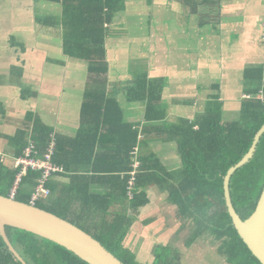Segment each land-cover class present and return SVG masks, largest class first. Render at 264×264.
Instances as JSON below:
<instances>
[{"label": "crops", "instance_id": "1", "mask_svg": "<svg viewBox=\"0 0 264 264\" xmlns=\"http://www.w3.org/2000/svg\"><path fill=\"white\" fill-rule=\"evenodd\" d=\"M227 1L223 2L221 6H218L217 3L206 6L203 0H198V4H193L191 0H124L118 9L119 11L112 17L111 22L104 26L103 48L107 71L100 77L89 74L87 61L65 55L61 5L37 4L41 13L40 24L44 28L42 34L54 46L40 45V48H43L42 55H39L42 58L37 62L40 72L34 79L28 80L30 75H28L25 68L27 62L31 60H21L20 63L16 59L15 62L17 63L15 64L5 63L4 61V65L0 66V71L9 68L10 65L18 69L12 77L9 76V73L1 72L0 83L13 85L16 88L28 83H35L34 85L37 87L33 94L26 96L24 93H19L17 99L14 100H4V95L0 92V173H5L4 170L7 168L14 172V161L23 155L30 143H33L36 147V144L31 140L32 123L27 121V114L31 113L39 118L48 130L52 131L49 135L50 140L56 142V137L64 138L67 141L66 145H70L72 166L79 168L78 172L73 173L72 176L75 174L77 176L87 174L90 178L95 176L99 179L95 183L91 182L89 192L99 193L102 196L108 193L112 195L111 201L110 199L108 201L105 197L104 200L98 203H82L78 195V189L82 186L81 183L76 179L68 180V175L64 174L63 168L58 166L62 169V172L53 174L49 180L55 185V191L52 192L49 188L51 195L39 202L56 205L58 209L60 207L65 210L63 212L74 215L99 235L102 230L107 229V226L119 224L121 227L119 234H124L122 246L128 257L131 256L134 260L136 255L134 256L129 252L131 238H141L150 231L157 235H167L168 232L176 233L177 231L180 236L189 234L183 247L185 250L197 251L198 247L196 246L203 245L202 240L189 246L186 245V241L190 237V223L176 216V208L169 199V192L173 186H176L182 170L181 161L177 154L176 141L171 134L164 133L161 136L160 132L154 131V129L163 125L173 126L182 119H195L204 112L205 102L216 94L220 95L223 103V120L232 121V119H226L227 115L232 113L228 108H232L239 103L235 119L238 118L241 102L238 99L244 96L243 91H241L242 86H240L241 92L239 91L240 93L237 95L231 93L232 87L229 81L232 78L230 72H224L223 61L228 60L231 63L238 50L239 34L244 32L245 27L256 18V14L253 12L243 14L244 12L257 5L261 9V20L264 21V0ZM132 9L134 13H130ZM239 12H242L244 16H239ZM143 18L146 21L145 29H143ZM129 19L138 22L135 31L146 32V36L142 37L144 40L139 36L137 39L133 35L126 37L128 32L122 30V27H125L124 23ZM30 20V17L27 18V21ZM51 23H54V26ZM257 39V36L247 37V41L252 42L254 47ZM144 44H146V49H167V56H169V49L173 50L175 53V58L172 61L173 70L171 71L166 64L152 63L151 61H144L145 66L142 67L143 63L139 58V49L144 48ZM19 48L25 50L23 46ZM192 48L195 51L198 50L197 52L200 53L198 57L193 55L191 57ZM211 48H213L212 53L210 52ZM224 50L227 52V56L230 55V59L226 58ZM136 52L138 53L137 56L135 55ZM206 54L209 56L208 58ZM245 56L251 58L248 52ZM253 62L250 65L264 63L263 60L259 62L256 59ZM212 65L214 66L212 71L216 73L215 76H220L222 79L211 84L203 83L201 80L202 75L208 73ZM51 66H58V69L51 70L49 69ZM244 69L236 75V79L241 83ZM83 71L86 73L83 74ZM142 75L146 76L147 82L154 88L161 90L158 109L166 114L161 121L146 122L144 120L145 103L129 100L128 90L137 85L136 83L142 79ZM226 75L229 78L225 77ZM164 79L167 80V83L174 80L180 82L171 94L168 92V86H162L158 82ZM99 81L104 82V84L98 85ZM187 81H191V83L189 84ZM216 85L219 86L218 89H214ZM54 86L55 88H53ZM48 87L51 88L49 91ZM187 87L188 90H186ZM201 90H206L205 96H201ZM101 91L105 93L106 98L117 101L123 113L124 121L134 125V128L136 127L139 131L136 152L131 160V168L132 172H137L138 167H140L139 159L145 160L147 172L152 174L150 178L152 183L145 189L148 203L137 209H133L131 204L128 203L130 200L128 195L126 199L120 196L121 186H119V183L116 180L109 179L113 176L121 178L123 173L112 175L111 173H105V170L94 173L91 169L92 164L86 163L88 160L83 154V144L87 146L86 152L89 154V147L94 143V157L96 154L109 155L113 145V139L111 140L109 137L101 138L105 134V127L100 126L98 129L96 123L90 118L85 123L87 126H84L86 134L81 132V109L85 102V95L90 92ZM14 101L17 103L16 106L19 107L15 112L12 109ZM231 102H234V104L230 105ZM231 116L230 118H234L233 115ZM20 119L23 120V123L18 124L17 122ZM6 127L11 131L3 132ZM144 128L150 130L146 136L141 134ZM18 132L23 134L25 132L26 134L18 135ZM94 134H96L95 137ZM21 135L23 139H21ZM18 136L20 137V143L24 144L26 142L27 145L24 147L22 154L15 157V148L12 147L10 141ZM99 150L100 153H98ZM102 160L106 163L100 164L97 167L98 169H108L112 166L110 164L113 161L111 158H103ZM6 186V182L0 181V189ZM68 188H70L69 196ZM21 192L29 194L32 190L21 187ZM168 216L173 217L179 226L169 229ZM153 225L158 228H152ZM85 231L89 232L87 229ZM126 232L129 233L128 237ZM144 251L145 249L142 248L139 255L144 256ZM148 251H152V249ZM166 258L176 263L179 260L182 261L181 256H172V258L165 256L164 259ZM139 263L151 264L153 262L144 261Z\"/></svg>", "mask_w": 264, "mask_h": 264}, {"label": "trees", "instance_id": "2", "mask_svg": "<svg viewBox=\"0 0 264 264\" xmlns=\"http://www.w3.org/2000/svg\"><path fill=\"white\" fill-rule=\"evenodd\" d=\"M31 1L36 5L40 3L61 5L65 55L87 61L88 72L92 76L100 77L106 73L107 65L103 48L104 26L111 22L124 0ZM203 1L206 6L212 3L221 6L223 3L222 0ZM191 2L198 4V0ZM51 25L54 26V23ZM141 77L137 85L128 90L129 100L145 103L146 122L161 121L166 115L158 109L161 90L148 83L145 75ZM242 83V91L246 98L241 99L237 119L233 121L222 119L223 103L220 95L216 94L205 102L204 112L195 119H182L178 124L163 125L155 128L154 131H159L161 136L164 133L171 134L177 144L182 170L176 186H173L169 192V199L176 208V216L190 223V237L186 245H192L202 239L208 240L215 255L226 264H260L233 227L225 204L223 180L227 171L248 153L255 135L264 125V63L247 66L242 73ZM102 84L104 82L99 81L98 85ZM218 88V85L214 86V89ZM84 101L81 109V132L86 134L84 126H87L85 123L90 118L98 129L100 126L105 127V134L101 138L113 139L110 154L107 156L96 154L94 157V143L89 147V154L86 152L87 146L83 144V154L88 160L86 163L92 164L91 169L94 173H99V170H105V173L112 175L122 172L123 177L113 176L109 179L119 183L122 198L126 199V196L131 194L128 203L133 209L142 207L148 203L145 189L152 183L150 182L152 174L147 172L145 160L139 159L140 167L133 175L132 188L128 189L132 173L131 160L135 155L138 141V129L124 121L117 101L106 98L103 91L87 93ZM27 119L32 123L31 140L40 152L38 156H42L52 131L31 113L27 114ZM148 131L150 130L142 129V136L149 134ZM19 134L26 133L18 132ZM22 135L21 139H23ZM55 141L52 163L63 168L68 180H79L82 186L78 189V195L82 203H98L105 197L111 201L112 195L109 193L102 196L99 193L89 192L91 182L95 183L99 178L95 176L90 178L87 174L72 176L79 168L72 166L70 145H66L67 141L64 138L56 137ZM10 144L15 148V157L20 156L27 145L26 142L20 143L19 136L11 140ZM103 158L113 160L110 163L112 166L108 169L97 168L100 164L106 163L103 162ZM4 172L0 173V181L6 182L7 186L0 189V195L7 198L16 171L12 172L7 168ZM39 175V172L28 170L14 200L29 205L31 193L23 194L21 187L33 190ZM263 186L264 135L260 138L252 159L237 170L229 182L231 203L241 220L247 219L255 211ZM47 187L52 192L55 191V185L51 181L47 182ZM69 194L70 188H68V196ZM35 207L54 214L86 232L76 221L68 220L58 214L56 205L37 202ZM120 228L119 224L109 225L99 236H91L123 264H140L131 256L128 257L124 250L122 246L124 234H119ZM4 231L12 247L26 264H87L61 246L33 234L8 226L4 227ZM0 264H21L9 251L1 236ZM151 264L179 263L166 258Z\"/></svg>", "mask_w": 264, "mask_h": 264}, {"label": "rangeland", "instance_id": "3", "mask_svg": "<svg viewBox=\"0 0 264 264\" xmlns=\"http://www.w3.org/2000/svg\"><path fill=\"white\" fill-rule=\"evenodd\" d=\"M222 2H228V1L222 0ZM260 10L261 9L257 5H255L250 10H247L246 12L243 13V14L245 13L249 14L250 12H253L254 14H256V18L252 20L251 24L245 27L244 32H241L239 34L240 39H239L238 50L236 51L234 59L231 60V63L228 60L223 61L224 72H230V77L232 78V80H230L229 83L230 86L232 87L231 93H233L234 95H237L243 90V87L242 90L240 88V86H242L243 83L239 82V80L236 79V75H238L242 71V69H244L251 63H254L253 60L255 59L258 60L259 62L261 60L264 61V44H263L264 21L261 20ZM130 13H134V10L132 9ZM241 15L242 12H239V16ZM26 17L28 19L30 17L31 20L27 21ZM40 18H41V13H40L39 5L34 4L31 0H0V66L4 65V61L5 63L7 62L9 64H15L17 63L15 62L16 59L20 63L23 60H27V61L31 60L32 62L28 61L27 64L25 65L26 71L28 75H30V78L28 80H31V78L34 79L35 76H37V74L40 72V69L37 66V62L39 61L40 58H42L39 57V55H42L43 53L42 52L43 48L40 47L50 46V45L54 46V44H52L51 42L47 41L44 38V35L42 34V32H44V28L40 24ZM145 23L146 21L143 18V24H144L143 29H145L146 27ZM124 25L125 27H122V30L128 32L126 37H131L133 35L137 39L138 36L139 38L146 36V32L140 33L137 30L135 31V27H138V22L129 19L128 21H126V23H124ZM256 36L258 39H257V43L256 42L254 43L255 44L254 47V45H252V42L249 43L247 41V37H256ZM142 40H144V38H142ZM20 46H23L26 51L21 50L19 48ZM145 46L146 44H144V48L139 49V58L143 63L142 67L145 66L144 61L145 62L151 61L152 63L156 62L158 64L159 63L166 64V66H168L171 71L173 70L172 61L175 58V53L173 50L169 49V56H167L166 54L167 49L165 50L146 49ZM192 49L193 51H191V57L192 55L194 57H198L200 55V53L197 52L198 50L195 51L194 48ZM181 52H183V50H181ZM210 52L211 53L213 52V48L210 49ZM214 52L216 51L214 50ZM247 52L251 55V58L245 56ZM224 54L226 58L230 59V55L227 56V52H225V50H224ZM135 55L137 56L138 53L136 52ZM206 56L207 58L209 57L207 54ZM49 69L51 70L58 69V66H51ZM213 69L214 66L212 65L208 73L207 72L203 73L201 79L203 83L207 82L211 84L213 82H218V80L222 79L220 78V76H215L216 73L212 71ZM16 71H18V69H15L13 65H10L9 68L8 67L5 68L3 71H0V73L1 72L9 73V76L12 77L13 74L16 73ZM171 71H169V73H171ZM82 73L85 74L86 72L83 71ZM225 77L229 78L228 75H226ZM158 82L162 86L163 85L165 87L168 86L169 94H171L172 91H174L173 89H176L175 87L180 83L178 80H174L170 83L169 82L167 83L166 79L162 81L160 80ZM188 83L190 84L191 81H189ZM34 84L35 83H28L16 88V86L13 85L0 83V92L3 93L4 100H8V99L14 100L17 99L19 93H24L26 96L33 94V92L37 89V87ZM53 88H55V86ZM50 89L51 88L48 87V91ZM186 90H188V87L186 88ZM200 93L202 94L201 96H205L206 90H201ZM241 98H246V96L240 97L238 100L240 101ZM15 102L16 101H14L13 104L14 107L12 108L14 112L19 109V107L16 106L17 103ZM234 102H231L229 104L233 105ZM238 107H239V103L232 108H228V110L232 113L228 114L226 119H232V121L235 120V117L237 115L236 111ZM231 115H233L234 118H230ZM17 123L18 124L23 123V120L20 119ZM10 131L11 130L8 127H6L5 131L3 132L7 133ZM63 211L65 210H62L59 207L58 214H61L62 217H65L68 220L72 219L73 221H77L79 226L83 227L84 229H87V231H89L88 233H91L93 236L94 235L99 236V234L93 232L91 227L79 221L74 215ZM167 219H168V224H170L169 229H173L179 226L178 222L174 221L175 219H173V217L168 216ZM156 225H153L151 227L158 228ZM126 234H127L126 236L128 237L129 233L126 232ZM188 236L189 234H183L182 236H180L178 231L176 233L168 232L167 235L164 234L157 235L156 233L150 231L141 238H135V239L131 238L129 252L134 256L136 255L134 261L138 263L139 262L143 263L144 261L156 262L161 259H164L165 256L171 258L172 256L175 257L181 256L182 261L179 260L178 262L179 264H226L224 261H222V259L215 256V253L213 252L214 250L211 249L208 240L202 239L203 245L200 244L196 246L198 248L197 251L195 252H192L189 249L185 250L183 244L185 240L188 238ZM142 248L145 249L144 256L139 255L140 250ZM149 249H152V251H148Z\"/></svg>", "mask_w": 264, "mask_h": 264}, {"label": "water", "instance_id": "4", "mask_svg": "<svg viewBox=\"0 0 264 264\" xmlns=\"http://www.w3.org/2000/svg\"><path fill=\"white\" fill-rule=\"evenodd\" d=\"M263 135L264 125L255 135L248 153L227 171L223 180L225 204L233 227L260 264H264V186L255 211L247 219L241 220L231 203L229 182L234 173L252 159ZM5 226L61 246L87 264H123L91 235L68 221L35 206L0 195V236L14 257L21 264H26L9 242L4 231Z\"/></svg>", "mask_w": 264, "mask_h": 264}, {"label": "built area", "instance_id": "5", "mask_svg": "<svg viewBox=\"0 0 264 264\" xmlns=\"http://www.w3.org/2000/svg\"><path fill=\"white\" fill-rule=\"evenodd\" d=\"M54 151V140H50V143L48 144L45 153L42 156H38L40 155L39 151L36 150V147L33 143H30L23 155L14 161L16 173L12 186L9 190V198H15L22 184L23 178L25 177L28 170L40 173L38 179L36 180V185L30 194L29 205L35 206L37 202L40 200H45L51 195L50 189L47 187V182H49L53 174L62 172L60 167L52 163L51 158L54 154ZM134 173V171L131 173V179L128 182V189L132 188L133 186ZM128 197L131 198V194H128Z\"/></svg>", "mask_w": 264, "mask_h": 264}, {"label": "bare ground", "instance_id": "6", "mask_svg": "<svg viewBox=\"0 0 264 264\" xmlns=\"http://www.w3.org/2000/svg\"><path fill=\"white\" fill-rule=\"evenodd\" d=\"M54 156V155H53Z\"/></svg>", "mask_w": 264, "mask_h": 264}]
</instances>
